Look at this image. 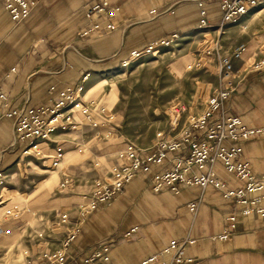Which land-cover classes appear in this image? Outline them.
Masks as SVG:
<instances>
[{"label":"crops","instance_id":"obj_1","mask_svg":"<svg viewBox=\"0 0 264 264\" xmlns=\"http://www.w3.org/2000/svg\"><path fill=\"white\" fill-rule=\"evenodd\" d=\"M97 1L41 0L26 18L15 22L4 8V0H0V87L8 96L6 104H0L1 112L48 104L61 89L77 83L86 73L90 79L86 87H93L96 73L121 64L133 49H143L177 32L178 39L184 43L197 41V49L207 34L211 35L209 39L219 37L223 53H229L239 43L245 44L240 57L232 60V75L227 78L231 91L214 116L236 115L247 127L264 126V69L252 71L247 67L248 59L259 56L258 48L264 46V27L251 23L255 13H259H253L255 8L234 24L222 26L221 31L218 0H203L201 7L197 0H108L109 6L118 7L116 28L106 30L102 19L99 29L81 36L88 24L84 10ZM201 8L205 9L206 27L199 25ZM260 9L261 12L264 7ZM214 73L217 76V72ZM217 85L218 77L213 88ZM80 124L85 126L58 130L49 140H40L43 158L35 157L36 160L50 167L49 156L61 146L63 159L59 174H66L62 170L66 168L63 163L72 169L69 160L82 132L88 131L84 121ZM97 131L100 133L99 129ZM12 141V118L3 117L0 167L6 173L10 196L0 204V245L28 223L33 214L54 217L66 210L72 221L77 220L75 207L82 201L81 195L91 190L90 187L80 195L60 197L54 195L52 187L45 185L44 179L49 177L38 185L25 181L28 172H35L34 168H29L34 163L33 158L25 160L30 156L22 155L19 142L16 148L11 147ZM242 147L243 156L253 171L264 173V135L243 142ZM121 148L108 144L101 157L102 164L94 169L92 182L107 177L111 165L119 162ZM170 165L165 160L152 171H162ZM215 170L229 188L240 186L241 182L220 163ZM151 174L138 173L109 204L82 219L80 231L68 248L65 264H78L93 245L100 242L110 247L108 264H138L160 251L171 239L186 237L195 240L183 251L184 257L193 259L191 264H264V225L260 217L237 214V227L231 238L219 239L216 236L228 228L227 215L238 210L232 199L223 197L211 185L186 186L178 193L166 188L153 191ZM51 179L54 184L56 175ZM190 202L197 203L195 211L189 210ZM14 206L18 215H7L5 210ZM56 221L49 227L50 249L56 248L64 236L63 227H56Z\"/></svg>","mask_w":264,"mask_h":264},{"label":"built area","instance_id":"obj_2","mask_svg":"<svg viewBox=\"0 0 264 264\" xmlns=\"http://www.w3.org/2000/svg\"><path fill=\"white\" fill-rule=\"evenodd\" d=\"M41 0H4V8L15 22L26 18L31 9ZM222 24L218 28L222 31L225 25L234 24L237 19L252 9L264 5V0H218ZM201 7L203 0H197ZM264 7V6H263ZM118 7L109 6L108 0H98L84 10L87 27L81 32L85 36L97 29L104 20V27L110 31L116 28L115 15ZM200 26L206 27L205 9H200ZM179 38L177 32L168 37L155 40L143 49H133L122 65L132 59H138L145 54L155 55L160 48L170 46ZM206 55L215 58L218 85L213 88L205 99L202 113L189 116L187 126L177 135L169 136L162 131L156 133V141L146 148H139L133 143H125L118 151L119 162L111 165L107 177L94 181L89 193L81 195L82 201L76 205L77 220L72 221L68 211L61 212L55 223L56 227H63L64 236L59 245L43 250L38 257V264H65L68 248L80 231V222L99 207L109 204L123 187L138 173L150 177L151 189L159 191L166 188L178 193L182 187L211 185L219 190L223 197L232 199L238 210L226 217L228 228L216 237L222 240L231 238L237 227V214L249 216L257 215L264 225V173H255L243 156L242 143L260 135H264V126L247 127L241 117L223 115L215 117L220 111L224 100L231 91L228 76L232 75V60L239 58L245 49L244 43H239L229 53H223V45L219 37H205ZM259 56L248 59L247 67L252 71L264 69V46L258 48ZM11 70H14L12 68ZM88 73L72 85L61 89L54 100L48 104L25 108L16 107L0 111V121L3 117L12 118L13 141L11 147L16 148L19 142L23 156L43 158L39 146L40 140H49L56 131L74 130L79 127L75 117L80 116L84 123L99 129L106 126L103 133L109 138L114 129V115L107 107L94 98H83L84 83ZM8 99L5 91L0 87V104H6ZM169 155L171 157L169 158ZM63 159V149L57 146L49 156L51 168L60 167ZM168 160L171 165L162 171H152L153 167ZM220 163L222 168L233 174L240 182V186L229 188L224 180L218 177L215 166ZM95 165H98L96 163ZM71 179L65 176L60 187H66ZM7 185V177L0 167V204L3 202L2 193ZM189 210L195 211L197 203L187 204ZM16 206L5 210L7 215L16 217ZM134 230V229H133ZM195 242L192 238L171 239L160 251L151 254L138 264H191L193 259L184 257L183 251ZM110 247L106 242H100L91 248L78 264H108ZM31 262L28 261V264Z\"/></svg>","mask_w":264,"mask_h":264},{"label":"rangeland","instance_id":"obj_3","mask_svg":"<svg viewBox=\"0 0 264 264\" xmlns=\"http://www.w3.org/2000/svg\"><path fill=\"white\" fill-rule=\"evenodd\" d=\"M263 6L253 10V13H259L253 16L252 25L264 27V10L260 12ZM209 44L202 43L197 49V41L184 43L178 39L172 45L160 48L155 55L145 54L130 60L126 65L119 64L96 73L93 76L96 85L93 87H86L90 83V79H86L83 98L96 99L115 117L111 136L104 137L106 126H101L99 133L98 129L86 125L88 131L82 132L69 160L72 169L69 164L63 163L66 168L62 170L66 174L60 175L61 167H45L40 164L41 160L26 157L25 160L33 158L34 163L29 168H34L35 172H28L25 181L38 185L45 177H49L44 179V183L52 187L54 195H80L92 187L94 169L102 164L101 157L108 144L121 148L130 142L139 148L148 149L160 131L169 136L177 135L187 126L189 116L202 113L210 88L213 89L217 82L215 58L205 53V47ZM75 120L79 126L83 122L80 116L75 117ZM54 175L57 180L53 184L51 178ZM66 175L71 182L66 187H60ZM9 196L6 186L2 198ZM58 216L59 213L54 217L52 214H33L28 223L7 236L0 245V264H28V261L38 264L40 253L49 248L51 222ZM36 250L38 252L35 254Z\"/></svg>","mask_w":264,"mask_h":264},{"label":"bare ground","instance_id":"obj_4","mask_svg":"<svg viewBox=\"0 0 264 264\" xmlns=\"http://www.w3.org/2000/svg\"><path fill=\"white\" fill-rule=\"evenodd\" d=\"M88 77H89V76H88ZM88 77H87V78H88ZM4 189H6V187H5Z\"/></svg>","mask_w":264,"mask_h":264}]
</instances>
